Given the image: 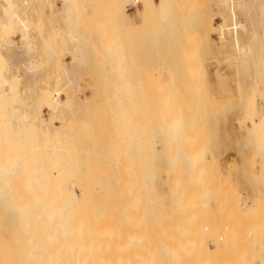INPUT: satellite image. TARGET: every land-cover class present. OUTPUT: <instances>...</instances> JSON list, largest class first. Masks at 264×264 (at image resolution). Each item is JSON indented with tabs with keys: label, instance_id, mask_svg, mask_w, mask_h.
<instances>
[{
	"label": "rangeland",
	"instance_id": "1",
	"mask_svg": "<svg viewBox=\"0 0 264 264\" xmlns=\"http://www.w3.org/2000/svg\"><path fill=\"white\" fill-rule=\"evenodd\" d=\"M14 2L24 24L3 40L0 20V78L18 76L11 105L28 121L8 136L0 117V171L8 153H41L44 173L61 170L79 194L85 181L90 204L127 212L121 231L109 208L119 264H264V0ZM100 186L117 197L102 201ZM0 189V264H17L23 226L15 191ZM45 225L32 244L51 237L43 260L65 242Z\"/></svg>",
	"mask_w": 264,
	"mask_h": 264
},
{
	"label": "bare ground",
	"instance_id": "2",
	"mask_svg": "<svg viewBox=\"0 0 264 264\" xmlns=\"http://www.w3.org/2000/svg\"><path fill=\"white\" fill-rule=\"evenodd\" d=\"M5 1L7 4H6L5 8H3L4 9V11H3L4 12V14H3L4 18H2L0 20L2 23V21L5 19L4 21L8 25H6L5 22L3 21V23L5 24L4 27L6 26L5 29H3L4 32L2 31L4 33L3 40L12 41L14 39V35L12 36L13 30L16 31V29H12V27H10V25L13 26V24H15V23L22 24L23 21L20 19L19 16L17 17V15H18L17 4L14 2V0H5ZM1 26H3V25H1ZM13 28H15V27H13ZM72 37L73 36H71V38ZM28 40H30V38ZM25 41H26V39H25ZM2 46H3V44L0 41V49L2 48ZM0 58H2V57H0ZM5 60L6 59H3L2 61H0V70L1 71H2V69H4L6 67ZM2 75H4V74H2ZM2 75H1V77H2ZM3 78L4 79L0 78V106H1L0 107V117H2V120H3V118L5 119V122H3V124L6 125L5 130H7L6 132H7V135L9 136L13 131H15L14 121H16L20 118H22L24 120H27V119L23 114H21V115L18 114V111L14 110L15 108H13L11 105L15 100L21 98L20 92L18 90V83H19L18 76L15 79L13 77L12 80H10L7 77H6L7 79H5V77H3ZM5 86H9V89L4 90ZM43 98H46V99H44V101L48 100L47 101L48 103H51L49 101L54 100V96L50 92H46ZM54 103L55 102H53L51 104L54 105ZM169 103L170 102H168L167 104H169ZM2 108H3V110H2ZM2 111H4V112H2ZM260 119H261V121L259 123L258 122L257 123L259 125L258 126L259 129L262 130L260 132H263L264 117L260 118ZM53 120H54V118H53ZM46 123H48V122H46ZM252 123H253V121H252ZM257 123H255V125H257ZM0 124L2 125V122ZM27 128H29V127H27ZM31 131H33V130H31ZM36 134L35 135L37 136V138H39V136H45V138L49 137V133L46 130L40 131V134H42V135H40L39 132ZM38 134H39V136H38ZM33 136L31 137L32 139L28 136V138L30 140L28 139L29 143L26 142V144H30V142L34 144V142H36L35 140L37 138L36 139L34 138L35 140H33ZM6 140H5V142H6ZM9 140H11V139H9ZM14 140H15V142L12 144L15 146V148H13V149L16 150L15 144H18V146H20L21 148L23 147L24 149H26L27 146H25V143L24 144L22 143L24 141L23 139L22 140L19 139L22 142L18 141L16 138H14ZM46 141H48V140H45V142ZM40 142L43 143L42 138H41ZM36 143H39V142L37 141ZM48 143H50V141ZM2 144H4V143H2ZM13 145L11 146V148L13 147ZM46 145L47 144H44V146H46ZM18 146H17V149H19ZM31 146H32V144H31ZM36 146H39V145L37 144ZM41 146L42 145H40V147ZM8 147H9V145H8ZM40 147H39V149L41 151ZM118 147L119 146H117V148ZM11 148L9 147L8 150ZM47 148H49V147H47ZM33 149H28V150H31V152H32ZM44 149H46V148H44ZM36 151L34 149V153ZM44 152H45V150H44ZM27 153H29V151H27L26 154L23 152L20 155V153H19L18 156H14V155L12 156L8 153L9 155L7 154V157H6L7 159L5 158V160H7V161L11 160L12 163L10 161V163L8 162V164L5 165L6 171H4L5 167H4L3 173L0 171L1 172L0 174L2 175V177L0 175L1 186L6 188V192L9 190V189L7 190V188H11L12 191H15L14 197H12L13 196V193H12L11 194L12 196L10 198L14 199V200L12 199L14 202V203L12 202L14 204L13 207L15 206L16 212L20 215V218H21L20 223H21V226H23V228L19 226L20 228L16 229V231L18 230L19 232H21L20 231V229H21L22 233H20V234H21V236L25 237V238L19 237L22 239L21 243L23 244L22 246L24 247V250L19 251L20 252L19 255H21L22 257H21V260L17 261V264H117L118 262H120L117 260V257H116L118 254V251L113 249V247H114L113 246V240L115 238V236L113 235L114 234L113 231H116L113 229L114 228L113 225L115 223V221L113 219L114 218L113 215H115V214H113V213L110 214L111 213L110 209H112L113 207L109 206V204H111V202L107 203V201H106L107 198L109 200H111L110 196L112 194L110 193L109 194L110 196H109L107 193H109L110 190L109 191H106V190L111 189L112 185L110 186L111 188L110 187L106 188V186L104 188V187L100 186L101 187L100 190H103V188H104V190L102 191L104 193L103 194L104 197H103L102 201H106L105 202L106 204H103V206H102V207H104V206H106V207L101 209V206L100 205L98 206V204H97L99 201V199L96 200L97 198L94 201H92V203L94 202L95 205L90 204V200H91L90 196L91 195L95 196L96 193H95V195H93V190L89 189L91 187L87 186L88 189L86 188V185H85L86 182L84 180H82L81 177H77L78 175L72 173L73 176L76 175L77 178H81V181L78 179V181H80V183H79L80 185L84 181V186H83V184L81 185V187L83 186V189L82 188L79 189V191H80V194H79L75 190V186H77V184L74 186L73 184H75V183H73L72 184L73 186L69 187L67 185V182H66L65 178L63 177V174L61 173L60 169H59L60 171H58L57 173H53L52 171L50 173H44V172H48L49 171L48 169L51 168L52 166L51 167L48 166V165H50L48 163V164H44V166L45 165H47V166L42 168L43 164L41 163V160L43 162H44V160H43V157L40 155L41 153H39L38 156H36L35 154L32 156H29V155H27ZM22 154H25V155H22ZM0 155H2V154H0ZM52 155H53V153H52ZM60 155H61V151H60ZM4 156H6V155H4ZM40 156L42 157V159L40 158ZM44 157H46V156H44ZM52 157H54V156H52ZM52 157L51 158L49 157L50 160H52ZM47 158H48V156L46 157V159L45 158L44 159L47 160ZM66 159H67V157H66ZM15 160H16V162H15ZM22 160H25L26 163L29 161L30 162L32 161V162L29 164H26V163H23L24 161L22 162ZM72 160L74 161V159H72ZM3 163H5V162H3ZM45 163H47V162H45ZM57 163L58 162L56 160V164ZM71 164H72V162H71ZM29 166L32 168L31 170H28L30 168ZM69 167H71V166H69ZM1 168L2 167H0V169ZM24 169H26V170H24ZM42 169H43V171L45 169V171L43 172ZM55 171H57V170H55ZM65 173H67L68 175L70 174V173H68V171L67 172L65 171ZM114 174H116V173H114ZM106 175H108V174H106ZM73 176H71L70 179ZM79 176H80V174H79ZM92 176H94V175H92ZM97 176H98V174H97ZM97 176H96V178H97ZM3 177H4V179H3ZM77 178L75 180H77ZM119 179H121V178H119ZM100 180H98V181H100L99 184L102 183V179H100ZM104 180H107V179H104ZM108 182H109V180H107V182L105 184L103 183L101 185H103V186L108 185L109 184ZM119 183H120V180H119ZM113 186H114V184H113ZM98 187H99V185H98ZM127 187H125V190L127 189ZM96 188H97V186H96ZM0 190H2V189H0ZM86 190L90 194L91 193L92 194L88 195L89 193ZM3 191H4V189H3ZM90 191H92V192H90ZM97 191L98 190H96V192ZM4 193L5 192H3V194ZM10 193H11V191H10ZM10 193H8L9 196H10ZM4 195H6V194H4ZM98 195H100V194H98ZM2 196L3 195L1 193L0 194V200H1ZM112 196L117 197V195L116 196L112 195ZM3 197L5 198V196H3ZM95 197H98V196L96 195ZM4 198L2 199L3 202H4ZM89 198H90V200H89ZM85 200L87 203L85 202ZM6 201H8L10 203V199L7 198L5 200V202ZM95 201H97V202H95ZM102 201H101V203H102ZM127 201H128V199H127ZM107 204L109 206L108 208H107ZM6 205H7V202H6ZM51 207H53V208L57 207V208H54V209H52V211H49V209ZM115 208H118V207H115ZM11 211H14V210H11ZM112 211H114L116 213V209H112ZM120 211H123V210H119V212ZM120 213L122 214V216L120 215ZM120 213H116V215L119 214L118 216L115 217V218H118V219H116V224H117L116 226H118V224H119V221H117V220H120L119 217L121 216V218H122L124 216V218H125V216H126L125 214H127V212H123V213L120 212ZM43 216L48 217L50 219V220L49 219L48 220L55 224L54 225L55 227H53V228H55L54 231H55L56 235L52 236L53 239L54 240H58L60 238L65 239V242H63L64 244H62V245H64V247L61 246L64 249L61 251L57 250L56 252L48 253L47 254L48 258L46 257L47 258L46 260H43L44 249H43L42 245L44 246L46 243H49L48 241H50V239H51V237H49L50 235H48L49 239L45 244H44V242H42L43 243L42 245H41V243L38 244L40 247L37 244H35V247L38 246V248L37 247L34 248V246L32 245V244H34L33 243L34 240L39 238L38 236L43 235L42 234L43 232L41 233L40 232L41 229H40L39 234L40 233L41 234L36 236L37 233L35 234V231H36V228L38 226H39V228H40V226L43 227L47 222L49 225L48 224H46V225H48L49 227L52 226V223L50 226L49 221H45L42 219ZM17 217H19V216H17ZM34 217H37L36 221L39 224L38 226H36V223H35L36 221H35ZM37 219L38 220L40 219V220L38 221ZM31 220L34 221V225L36 226L35 228L32 226L33 221H31ZM41 220L43 221V223H45L44 225H43V223H41ZM61 221L63 224H60ZM18 225H19V223H18ZM119 225H121V224H119ZM118 227L121 228V231H122V227H120V226H118ZM15 228H18V227L15 226ZM119 228H116V229L120 231ZM123 228H125V227H123ZM204 228L206 229V227H204ZM50 230H51V228H50ZM42 231L45 232V229L43 230V228H42ZM119 231H117V233ZM121 231H120V233H121ZM37 232H38V230H37ZM18 233H17V235H18ZM117 233H115V234H117ZM45 234H46V232L44 233V235ZM44 235L41 236L42 238L37 240L38 243H39V240H40V242L47 240L46 237H45V239L43 238ZM35 237H38V238H35ZM117 240H119V239H117ZM59 243H61L60 240H59ZM119 245H121V243ZM49 246H50V244H49ZM49 246L46 245V247L50 249ZM31 248H32V251L28 250ZM56 248H58V246ZM118 248H119V250L122 249L121 247H118ZM1 250H2V248H1ZM19 259H20V257H19Z\"/></svg>",
	"mask_w": 264,
	"mask_h": 264
}]
</instances>
